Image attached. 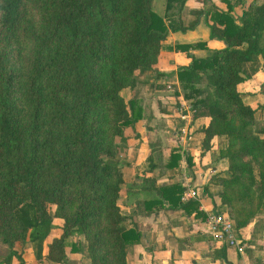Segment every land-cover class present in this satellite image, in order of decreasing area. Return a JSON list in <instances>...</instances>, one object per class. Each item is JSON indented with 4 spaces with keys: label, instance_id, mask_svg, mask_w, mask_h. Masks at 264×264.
Here are the masks:
<instances>
[{
    "label": "trees",
    "instance_id": "trees-1",
    "mask_svg": "<svg viewBox=\"0 0 264 264\" xmlns=\"http://www.w3.org/2000/svg\"><path fill=\"white\" fill-rule=\"evenodd\" d=\"M223 1L227 10L215 5L194 14L224 47L203 57L189 52L191 63L177 75L193 117L211 118L202 128L204 151L215 137L227 139L220 158L228 170L217 181L239 231L264 213V125L238 90L247 64L264 59V0ZM185 3L166 0L161 14L154 0H0V240L10 248L7 262L16 256L26 264L15 246L30 241L37 259L48 247L47 259L66 263L83 237L91 264H127V246L140 233L121 211L120 144L142 118L139 71L157 64L171 32L199 23L186 25L174 12ZM175 48L207 49L208 41ZM178 159L172 154L167 166ZM134 187H148L152 197L150 205L137 203V214L164 202L187 214L200 207L199 199L182 201L180 183L160 187L145 178ZM55 218L62 232L47 242Z\"/></svg>",
    "mask_w": 264,
    "mask_h": 264
},
{
    "label": "crops",
    "instance_id": "crops-1",
    "mask_svg": "<svg viewBox=\"0 0 264 264\" xmlns=\"http://www.w3.org/2000/svg\"><path fill=\"white\" fill-rule=\"evenodd\" d=\"M162 1L159 8L156 7V0L154 5L159 13L164 14L166 0ZM253 1L246 0L247 5ZM215 5L227 10V3L223 0H186L182 10L175 8L174 12L181 16L186 25L197 18L198 25L186 32H171L165 40L157 64L150 70L138 73L137 95L143 107L142 118L126 128L118 157L125 180L121 211L133 218L130 225L140 233L139 242L127 246V264H264V213L257 215L246 227L237 230L246 245L243 253L215 240L211 234L206 221L208 213L218 209L227 211L220 196L222 187L214 178L215 173L226 175L228 170L227 160L220 158V150L226 146L227 139L215 137L211 148L204 151L205 132L202 128L210 124L211 118H194L192 115L184 119L180 112V104L190 102L181 89L177 75L179 67L191 63L188 53L203 57L209 54L210 49L224 47L223 42L209 39L210 28L204 16L197 17L194 14L196 10L214 9ZM243 9L242 5L237 6L234 14L241 16ZM201 40L208 41L209 49L191 48L188 51L175 48L177 44H194ZM244 78L238 90L244 101L255 109L257 124L264 125L263 57L259 56L247 64ZM168 85L173 88L169 89ZM124 93L127 98L131 96L129 88ZM184 125H188L191 130L186 139L181 138L179 132ZM172 154H179V159L173 168H169L167 164ZM150 162L157 167L149 170ZM145 178L155 179V185L160 187L180 183L183 192L188 188L197 189L199 213L194 211L187 214L183 209L170 207L168 202H164L163 205H154L152 209L144 205L141 213L137 214L139 201L147 200L150 205V189H131L129 185H142ZM127 187L129 191H125ZM182 201L189 200H184L182 195ZM58 235L51 234L47 242ZM75 240L85 242L83 237H76ZM29 243H17L15 246L26 264H91L88 255L78 252H69L66 263L51 261L46 257L48 247L44 249V257L37 259L33 249L32 253L27 250L26 245ZM0 264L21 262L14 256L9 263L5 257L2 258Z\"/></svg>",
    "mask_w": 264,
    "mask_h": 264
},
{
    "label": "built area",
    "instance_id": "built-area-1",
    "mask_svg": "<svg viewBox=\"0 0 264 264\" xmlns=\"http://www.w3.org/2000/svg\"><path fill=\"white\" fill-rule=\"evenodd\" d=\"M169 89H172V85H168ZM180 112L182 118L189 116L192 117L194 109L191 102L185 101L180 104ZM181 138H188L191 134L190 127L184 125L179 129ZM199 196L198 190L195 188H188L183 192L184 200L197 199ZM206 221L209 225L210 232L214 239L221 242L222 244H227V246L235 247L238 252L243 253L245 251L246 245L240 239L236 222L230 216L228 211L222 212H211L208 213Z\"/></svg>",
    "mask_w": 264,
    "mask_h": 264
},
{
    "label": "rangeland",
    "instance_id": "rangeland-1",
    "mask_svg": "<svg viewBox=\"0 0 264 264\" xmlns=\"http://www.w3.org/2000/svg\"><path fill=\"white\" fill-rule=\"evenodd\" d=\"M163 1L162 0H156V7L157 8H159V5H161V3H162ZM161 7V6H160ZM215 176H214V178H215V180L217 181L218 180V173H215L214 174ZM218 182V181H217ZM53 208V207H52ZM51 208V209H52ZM54 209V208H53ZM53 209H52V212H53ZM61 224H62V220L61 219H56V224H55V227H54V231L52 232V234L53 235H58V234H60L61 233ZM25 244V243H24ZM31 245H33L32 246V248H31ZM27 246V247H26ZM25 247L27 248V250L29 251L30 250V253H32V250L31 249H33V251H34V253H35V247H34V244H32V243H29L28 245H26ZM9 247H7V245H5V244H3L2 242H1V240H0V260L2 259V258H4V257H6L7 255H8V253H9ZM25 249V248H24ZM26 250V249H25ZM78 253H82V254H84V255H88V251H87V248H86V245H85V242L84 243H82V247H81V250L78 252ZM27 254V252L25 253V255ZM35 255H36V253H35ZM24 259V258H23ZM12 260V259H11ZM20 261V260H19ZM24 261H25V259H24ZM77 261H79V260H77ZM76 261V262H77ZM21 262V261H20ZM9 263V262H8ZM22 264V263H21Z\"/></svg>",
    "mask_w": 264,
    "mask_h": 264
}]
</instances>
